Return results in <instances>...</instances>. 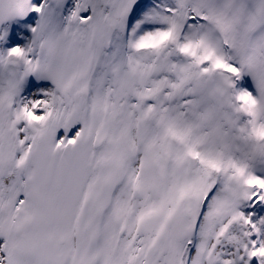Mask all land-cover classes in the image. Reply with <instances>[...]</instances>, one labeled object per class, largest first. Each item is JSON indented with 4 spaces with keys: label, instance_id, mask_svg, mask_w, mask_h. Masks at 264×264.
I'll list each match as a JSON object with an SVG mask.
<instances>
[{
    "label": "snow or ice",
    "instance_id": "6c2138e0",
    "mask_svg": "<svg viewBox=\"0 0 264 264\" xmlns=\"http://www.w3.org/2000/svg\"><path fill=\"white\" fill-rule=\"evenodd\" d=\"M0 264H264V0H0Z\"/></svg>",
    "mask_w": 264,
    "mask_h": 264
}]
</instances>
